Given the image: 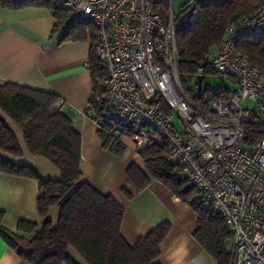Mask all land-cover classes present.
<instances>
[{
    "label": "trees",
    "instance_id": "16d2710c",
    "mask_svg": "<svg viewBox=\"0 0 264 264\" xmlns=\"http://www.w3.org/2000/svg\"><path fill=\"white\" fill-rule=\"evenodd\" d=\"M148 1L153 11L166 19L169 0ZM0 6L45 7L56 19L55 28L69 26V21H66L71 16L70 10L54 0H0ZM260 9H264V0H187L177 16L173 12L180 59L178 74L195 102L207 105L228 89V84L212 72L210 59L221 46L228 26ZM92 37L96 39L95 30ZM96 48L97 41L92 43L88 61L94 94L97 80L105 75ZM236 52L264 69V32L240 37ZM199 64H203L205 75L201 95L197 99L195 89ZM212 77L218 78L216 87L209 83L208 79ZM57 99L52 92L17 83H0V111L21 130L29 152L48 159L60 171L59 179H45L28 164L15 163L0 154V173L37 182L39 216V223L20 220L17 232H12L1 225L3 212L0 211V236L30 264H79L68 254V248L75 249L85 264H152L160 253L161 241L169 232V223H160L134 245L125 242L120 234L123 207L113 197L103 195L82 179L81 137L69 116L55 109ZM149 103L167 116L171 115L158 94ZM90 109L94 117L100 116L101 107L94 101V95L89 97L87 111ZM121 125L122 130L117 136L98 130L103 146L117 156L125 149L121 138L135 139L136 133L133 123L122 122ZM261 131L254 124L245 125V142L249 147L259 139ZM147 138L138 152L144 166L140 168L131 164L127 169V183L136 191L144 189L152 180L163 183L171 194L189 204L197 214L199 226L195 238L199 244L217 264H228L226 242L230 234L227 226L216 213L204 207L196 189L178 174L168 159V141L157 133L152 136L147 132ZM0 153L21 155L14 132L1 116ZM51 206L59 209L55 226L48 216Z\"/></svg>",
    "mask_w": 264,
    "mask_h": 264
},
{
    "label": "built area",
    "instance_id": "2783aa9c",
    "mask_svg": "<svg viewBox=\"0 0 264 264\" xmlns=\"http://www.w3.org/2000/svg\"><path fill=\"white\" fill-rule=\"evenodd\" d=\"M64 5L95 28L105 75L90 94L101 107L100 116L91 109L87 115L98 130L117 136L121 123L131 122L138 150L147 132L163 136L178 174L227 226L228 264H264V69L236 52L240 37L264 32V9L228 26L209 62L228 89L200 105L178 74L171 0L166 19L148 0H64ZM199 74L205 75L203 64ZM155 94L170 116L149 103ZM64 104L58 98L55 109L61 111ZM248 123L262 130L251 147L245 142Z\"/></svg>",
    "mask_w": 264,
    "mask_h": 264
},
{
    "label": "crops",
    "instance_id": "0c3cea01",
    "mask_svg": "<svg viewBox=\"0 0 264 264\" xmlns=\"http://www.w3.org/2000/svg\"><path fill=\"white\" fill-rule=\"evenodd\" d=\"M54 1L65 6L64 0ZM70 14L67 28H55L56 19L45 7L0 6V83H17L52 92L65 101L61 111L69 116L81 137L82 179L123 207L120 234L126 243L134 245L160 223L168 222L169 232L161 241L160 253L152 264H217L195 238L198 216L189 204L171 194L157 180L140 191L127 183L129 166H144L136 139L121 138L125 149L120 156L103 146L97 125L87 115L92 90L88 61L92 43L96 41L92 37L95 28L91 23L75 20ZM0 116L14 132L21 155L0 154L15 163L28 164L45 179H59L57 167L48 159L31 154L21 130L1 111ZM37 194L35 180L0 173L1 225L17 232L20 220L39 223ZM58 213L57 206L49 208L53 226ZM67 252L79 264H85L75 249L68 248ZM0 264L30 263L0 236Z\"/></svg>",
    "mask_w": 264,
    "mask_h": 264
},
{
    "label": "rangeland",
    "instance_id": "374dc122",
    "mask_svg": "<svg viewBox=\"0 0 264 264\" xmlns=\"http://www.w3.org/2000/svg\"><path fill=\"white\" fill-rule=\"evenodd\" d=\"M187 0H171V8L174 12V14L177 16L178 12L181 9V6L186 2ZM209 83L213 86L216 87L218 85V78L212 77L209 78ZM175 125H177V121L174 120ZM149 133L154 136L155 132L154 131H149ZM141 138V137H140Z\"/></svg>",
    "mask_w": 264,
    "mask_h": 264
},
{
    "label": "water",
    "instance_id": "95a60500",
    "mask_svg": "<svg viewBox=\"0 0 264 264\" xmlns=\"http://www.w3.org/2000/svg\"><path fill=\"white\" fill-rule=\"evenodd\" d=\"M203 79H204V76L202 74H199L196 76L195 95H196L197 99H199L200 95H201Z\"/></svg>",
    "mask_w": 264,
    "mask_h": 264
}]
</instances>
